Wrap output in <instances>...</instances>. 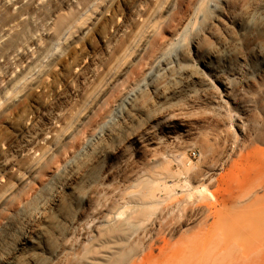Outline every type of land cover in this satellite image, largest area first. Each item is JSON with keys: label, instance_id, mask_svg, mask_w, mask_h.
<instances>
[{"label": "rangeland", "instance_id": "rangeland-1", "mask_svg": "<svg viewBox=\"0 0 264 264\" xmlns=\"http://www.w3.org/2000/svg\"><path fill=\"white\" fill-rule=\"evenodd\" d=\"M0 264H264V0H0Z\"/></svg>", "mask_w": 264, "mask_h": 264}, {"label": "bare ground", "instance_id": "bare-ground-1", "mask_svg": "<svg viewBox=\"0 0 264 264\" xmlns=\"http://www.w3.org/2000/svg\"><path fill=\"white\" fill-rule=\"evenodd\" d=\"M58 24H61V23H59L58 22ZM57 27H60V26H58L57 25ZM69 30V29H68ZM6 49H4V51H5ZM44 61V60H43ZM42 61L40 60V61H38L37 62V64H39V63H41ZM18 63V62H17ZM41 65V64H40ZM18 84L19 83H14L13 85H12V87H18ZM15 88V89H16ZM30 149H27L26 150V152H28ZM31 152V151H30ZM34 152H36V151H34ZM33 152V153H34ZM38 162V159H35L34 161H33V163H37ZM183 189H184V193H186V201H190V200H193V199H195V200H206V199H209L210 197H211V195H210V193H208L204 188L203 189H191L190 188V186H189V184L187 183V181H184L183 182ZM170 197V195H168L167 196V198H166V200L168 199ZM157 200V201H156ZM154 199L151 195H149L148 196V198H147V200L146 201H148L145 205H147V208H151L153 205H155V204H161V203H163L165 200H159V197H158V199ZM118 233H120V234H122L121 236H122V240H124L125 241V235H124V229L123 228H120L119 229V232ZM121 236H120V240H121ZM23 237V239H25V235H23L22 236ZM117 250V249H116ZM120 250V249H119ZM131 253H133V251H132V249H129L125 254H121L120 256H119V258H121V259H123V260H125Z\"/></svg>", "mask_w": 264, "mask_h": 264}, {"label": "built area", "instance_id": "built-area-1", "mask_svg": "<svg viewBox=\"0 0 264 264\" xmlns=\"http://www.w3.org/2000/svg\"><path fill=\"white\" fill-rule=\"evenodd\" d=\"M191 156H192L193 158H195V157H196V153H195V152H192V153H191Z\"/></svg>", "mask_w": 264, "mask_h": 264}]
</instances>
